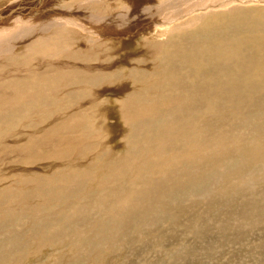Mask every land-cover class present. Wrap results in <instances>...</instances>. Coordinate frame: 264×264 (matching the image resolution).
Wrapping results in <instances>:
<instances>
[{
	"label": "bare ground",
	"instance_id": "1",
	"mask_svg": "<svg viewBox=\"0 0 264 264\" xmlns=\"http://www.w3.org/2000/svg\"><path fill=\"white\" fill-rule=\"evenodd\" d=\"M205 1L202 5L206 4L208 0ZM211 1L208 3H212V5H222L225 2V0ZM252 1L264 3V0ZM93 2H91L92 5L97 7L98 3L93 4ZM201 2H197L195 6L198 7V3ZM13 3L16 2L13 1ZM177 3L179 6L176 9L180 10L179 12L185 11L180 7V4L183 3L182 0H164L159 6L170 9L174 8L173 5ZM246 4L241 5L246 7ZM133 5L136 7L139 4ZM13 7L9 9L13 10ZM16 9L18 8L16 7ZM191 9H195V7H191ZM65 10L48 11L49 13H44L41 19L29 17L23 19L24 12H22L20 13L21 16L15 18L16 23L8 22L9 25L0 26V146L4 144L5 138L13 136L17 139L20 136L14 131L25 119L31 116L28 114L29 112L41 113L40 133L23 134L16 144L4 145L3 150L7 153V160H10L8 167L14 169L7 174H0L1 254H22L21 251L11 249V243L15 242L18 245V240L24 237L19 232L21 238L18 239L16 236L18 234L17 229H12L11 227L14 225L10 227L6 225V222L15 221L16 227L18 226L17 221L20 219L22 221L25 218L26 222H34L38 216L37 221L48 222L50 225L53 223L52 233L65 234L67 241L76 248V251H71V254L77 257L86 250V246L83 244V237L86 232L80 225L84 222L87 224V221L98 214L100 210L104 211L109 218L114 208L125 213L129 208L131 210L137 209L136 206L140 203L144 206L150 205V202L146 201L154 196L157 198L163 196L160 201L166 207L169 204L172 206L183 205L185 203L178 201L177 196L182 195L185 198L189 196L193 200L199 192L198 190L196 193L195 190L199 189L202 184L204 185L203 178L202 180H195V178L204 175L202 173L205 170H210L207 173L209 174L220 166L221 169L218 171L221 172L222 176L214 182V189L205 192V200H213L212 197L218 195L222 190L227 194L231 187H237L246 192L247 188L241 184V182L247 183L243 175L251 182L264 181V81H245L249 78H245L248 76L244 72L251 70V67H248L249 69L240 68L239 65L246 67V64L243 63L245 60H240L242 63H237L239 68L234 65L237 72L234 71L236 73H233L231 78L224 75L217 79L220 81L225 78L228 82H213L207 62V55L210 51H207L205 45L202 46L203 44L197 40L189 41L191 43H182V45L176 42L174 47L172 45L170 48H167V44L159 43L150 38H147L144 43H139L145 48L141 49L142 55L136 59L138 60L136 69L129 66V75L127 74L128 77L132 78L135 88L133 90L124 88L117 98L112 99L113 102H118L119 107V112L116 113L119 119L116 122L125 127L124 133L121 134V132V136L119 135L121 140H118L120 141L119 145L125 147L126 150L122 156L114 157L116 153L113 155L114 151L111 152L113 146L110 142V134L113 136L118 132L117 129H114V125L108 121V111L103 112L106 121H104L101 112H96L99 105L105 104V99L109 94H115L114 89H106L107 86L104 84H109L118 79L122 71L117 68L112 70L115 62L108 60L106 63L100 53L87 47L88 44L99 41V45L103 46L106 44V39L112 42L110 35L120 34L123 36V34L134 32L125 27L132 20H135V23L128 25L129 28L132 26L133 30H136L139 24L143 25L144 30L164 24L171 26L169 31L172 33L181 29L185 30L193 23L206 21L208 17L206 14L195 16L194 19L189 18L190 20L184 23L174 24L179 16L177 13L178 16L174 14L175 17L167 16L159 19L158 23L153 20V22L155 21L153 23L150 20L153 18L151 13L149 15L145 9L132 8V11L138 12L133 13L130 10L131 18H129L128 13H119L111 17L110 15H103L100 18L94 17L95 25L91 24L92 21L89 25V20H78L76 18L78 15L73 17L70 11ZM245 10L247 12L252 10V16L264 12V9L258 11V9L245 8ZM221 14L220 16H223ZM170 15L172 14L170 13ZM244 15L245 13L242 16ZM87 16L89 17V15ZM87 16L85 15V17ZM127 16L129 19L126 18ZM242 16L241 18H243ZM202 18L203 20H200ZM257 22L258 20H256ZM114 23L117 25L114 26ZM241 23L243 25V22ZM256 23L255 28L252 29L248 25H243L247 27H240L239 25V27L243 30L242 35L244 33L250 36V33H253L259 37L254 42L260 45L259 40L262 38L257 33L258 31L264 32V28ZM251 25L254 27V24ZM15 27L18 28L17 31L22 30L26 32V35L33 36L26 45L23 44L25 46L20 50L24 55L23 58H20L21 53L17 50V47L22 45L17 46V38L20 34L18 33L16 36ZM236 27L237 24L233 28L226 26L221 29L217 33L218 39L226 37L233 40V36L239 34ZM76 29H80L84 33L82 34L80 30L77 31ZM141 30L143 31V29ZM95 33L98 34L99 39L93 38ZM242 35L237 36V38ZM225 43L228 42L220 41L218 47L221 48L222 44ZM260 46H264V37L263 44ZM241 48L243 49L242 45ZM150 50H152L150 53L155 56L156 61L148 60L147 54ZM197 50L202 51L204 55L195 54L193 57L187 55V53L197 52ZM194 61L198 65L205 63L207 65L198 74H195L191 70V64ZM228 61L231 62L229 59ZM30 62L32 65L35 62L36 64L28 68L20 65ZM14 64L19 66L16 67ZM149 66L151 69H148ZM218 66L220 67V64ZM224 66L222 69L221 65V69L218 67V70L215 71H223ZM228 66L231 67L232 65L229 64ZM212 68L216 69L213 66ZM235 68L234 70H236ZM3 69L7 71L5 72ZM22 70L24 72L21 73ZM250 72L248 71V73ZM121 87L124 86L121 85ZM87 88L88 92H86ZM50 95H54L52 99ZM53 107H59V109L53 110ZM96 118H102L103 122L98 124L95 121ZM106 132H108L107 135ZM101 137H105V140ZM14 152L19 156V159H16ZM43 160L47 161L46 164L40 165ZM19 168L21 170H18ZM154 170L157 172L155 173ZM249 172L257 174L250 176ZM153 174H160V177H163L157 178ZM211 179L214 180V177ZM224 180L229 181L224 184ZM128 191L130 196L128 195V199L124 201L123 199H126L124 197L127 195L123 193H128ZM120 192L124 197L119 194ZM257 198L259 197L256 196V200ZM260 200H257L259 204ZM257 201L255 205L257 203L258 206ZM234 204L237 205L235 202ZM249 205L251 206L252 203ZM243 206L241 207L243 208ZM37 207L38 210L46 214L40 217L41 212L39 211L40 213L37 215ZM166 207L160 209L169 210L168 215L171 222L176 223L183 216L181 207L176 209ZM49 209L50 211H48ZM194 209L195 205L187 210V213L193 212V214L191 213L193 218L197 216ZM245 210L246 212L249 211V209ZM231 211L232 209L227 210L229 213ZM253 211L254 209L251 212ZM127 215L129 216V213ZM132 216L134 217L133 213ZM121 220L126 222L127 218L121 216ZM259 220L257 221L261 222L260 217ZM251 221L253 222V220ZM95 222L99 224L102 220ZM258 222L255 224L258 225ZM226 223L228 224V222ZM44 225L39 224L42 229ZM50 225H46L47 228ZM250 226L247 225V227ZM110 229L111 227H106L104 232H101L97 237V240L111 238ZM222 230L224 229L222 228ZM93 232L91 231L89 234ZM138 232L140 231L138 230ZM23 233L26 232L23 231ZM131 233L133 235V232ZM239 233L240 231L237 235ZM40 234L42 237L47 236L44 230H40ZM31 235L33 234L29 236ZM137 238L149 240L150 236L147 231L142 232L141 230ZM159 238L161 239L160 236ZM89 239L91 241L93 238L90 237ZM118 239L122 240L119 236ZM45 240L48 241L49 239L45 238ZM128 241L135 242L136 240L130 239ZM73 250L75 249L73 248ZM102 251L100 252L102 253ZM117 253L118 251L115 252V254Z\"/></svg>",
	"mask_w": 264,
	"mask_h": 264
},
{
	"label": "rangeland",
	"instance_id": "2",
	"mask_svg": "<svg viewBox=\"0 0 264 264\" xmlns=\"http://www.w3.org/2000/svg\"><path fill=\"white\" fill-rule=\"evenodd\" d=\"M13 1L16 3H13ZM13 1L12 0H2V1L0 0V5L3 6V7L0 6V26H7V25H9L8 22L16 23L15 18H17V16L18 17L21 16L20 13H22V12H24L23 13L24 16H22L23 19H25L26 17H29L32 19H41L44 16V13H49L51 10L52 11L55 10L58 12L59 10L62 11V9L63 10L66 9L65 11H70V13L73 14V15L71 14L73 17H76L78 15L76 17L78 20H83V21L89 20L88 24L91 23V21H92L91 24H94V25L96 23V22H93V21H95L94 17L100 18L103 15H110V17H111L112 15H117L119 13H128L129 14L130 10L133 13L138 12V11H132V8L145 9V11L149 15L151 13L152 14L151 17H153V18H151L150 20L152 22H153V20H156V22H157L159 19L165 18L167 16L175 17V16H173L174 14L177 16L179 14L178 19L174 22V24L184 23V22L190 20L189 18L194 19L195 16L202 15L203 13L208 16L207 17L208 20L206 19V21H203V22L193 23L191 26H189L185 30L181 29V30H179L180 32L175 31L176 33L175 32L171 33L169 31V30H171V29H169L171 26L170 25L166 26L164 24L155 25L152 27V29H145V30L143 28V25L139 24V25H137L136 30H133V27L130 26L131 28H129V25H128L130 23H132V24L135 23V20H132V22H128L125 27H126V29L128 28L129 30H132L134 32L123 34V36L120 34L110 35V37H111L110 40H112V42H109L106 39V44L103 46L99 45L100 44L99 41H96V42H93V44L87 45V47H89L90 49H95L98 53H100V55H102V59L104 61H106V63L108 62V60H113L115 62L116 66L114 65V68L112 70L117 68V69H121V71H122V73L119 74L120 77L118 79L114 80L113 82H111L109 84L108 83L104 84L105 86H107L106 89H109V90L114 89L115 94L114 95L109 94L107 99H105V104L99 105L96 109V112H98V113L101 112V115H102L104 121H106V118L103 115V112L108 111V116H109L108 121L112 125H114V129H117V132H118L117 134H115L113 136L110 134V140H111L110 142L112 143V146H113V148H112L113 150L111 152L114 151L113 155L116 153L114 155V157L122 156L126 152V150H125V147H122L119 145L120 141H118V140H121L120 136H121V134L124 133L125 127L122 125H118L120 123L116 122V120L118 121V119H119V117L116 116V113L119 112L118 111L119 107H118V102H113L112 99L117 98L118 95L121 94V92L124 88L132 89V90L135 88V85L133 84V82L131 80L132 78L127 76L128 69H129V66L135 68V66L138 65V60H136V59L139 58L140 55H142L141 49L145 48L142 46V44H139V43H141V42L144 43L147 40V38L153 39L154 41H157L159 43L167 44V48L172 47V45L174 47V43H176V42H178L180 45H182V43H184V44L185 43H191L189 41H194V40H197V42L203 44L202 46L205 45V48H207V51L208 50L210 51L207 55V58H208L207 62H208V71L210 72V77L212 78L211 80L213 82H228V80L225 78L221 79L220 81L217 79L221 78L220 76H224V75H228L231 78V75L233 73L237 72V69H236L238 67L237 63L238 62L242 63V62H240V60H245L243 63L246 64V67L239 65L240 68L242 67V68L249 69L251 67L250 68L251 70H248V71L249 72L252 71L250 73H248V71L244 72L246 74V76H248L245 78H249V80H245V81H253V80H254L253 82L264 81V46H260L261 44H263L264 32L258 31V33H257L262 38V40H259V43H260V45H259L257 42H254L259 37H257L253 33H250V36L247 34H244V33L242 35L243 30L240 28L243 25H248L251 29L255 28L256 20H258V22H257L258 24L257 23L256 24L260 25L261 28H264V12H262L260 15L255 16V14H253V16H252V13H253L252 10H251L252 13L250 12V10H248V12L246 10L244 11L245 8L246 9H256V10L258 9V11L264 9V5H263L264 3H261V2L254 3L252 0L251 1L247 0L244 2L239 1V0H229V1L225 0V2L222 5H212V3H210V4L208 3V1L212 2L211 0H208V1L206 0L207 2L205 0H203V2H201V0H198V1L182 0L183 3L180 4V7L183 8L185 11L179 12L180 10L178 11L176 9L179 6L178 3L176 5H173L174 8H170V9H167V7L161 8V6H159V4H161V1H164V0H96V1L93 0L94 2L92 0H81V1L80 0H18V1L13 0ZM88 1H90V2H88ZM204 1L206 2V4L202 5L204 3ZM11 2L13 5L11 4ZM46 2L48 3V5ZM91 2H93V4L98 3L97 7H96V5H92ZM197 2H201V3H198V7L195 6ZM250 2H253V3H250ZM6 3H7V6H6ZM26 3H27V5H26ZM245 3H247L246 7L244 5H241V4H245ZM43 4H44V6H43ZM133 4H136V5L139 4L140 6L138 5V6L134 7L135 5H133ZM145 4H146V6H145ZM13 6L14 7L16 6L18 9H16V7L14 9ZM28 6H29V8H28ZM247 6H249L250 8H248ZM11 7H13L12 8L13 10H10ZM105 7H107V8H105ZM151 7H152V9H151ZM191 7H195V9H191ZM253 7H255V8H253ZM25 9L27 10V12ZM71 9H73V11H71ZM149 9H151V10H149ZM161 9L164 11H162ZM31 10H32V12L36 11L35 12L36 14L34 12L32 13ZM154 10L155 11L157 10V12H155ZM197 11L198 12L200 11V12L198 13ZM10 12H12L11 15H10ZM16 12H17V14H14ZM29 12L32 14H30ZM221 12H222V14H221ZM246 12L248 15L246 14ZM18 13H19V15H18ZM170 13L172 15H170ZM225 13H227V14L224 15ZM244 13H245V15L242 16ZM79 14H80V16H79ZM220 14L223 16H220ZM228 14H229V16H228ZM85 15L86 16L89 15V17L88 16L85 17ZM129 15H130V17L127 16L126 17L127 19L132 17L131 14H129ZM240 15L243 18H241ZM11 16H13V17H11ZM33 16H35V17L33 18ZM239 16L241 19L238 18ZM249 16L254 17V18H249ZM246 17H248L251 20L247 19ZM218 18H220V19H218ZM252 19H254V20L252 21ZM200 20H203V18ZM215 20H217V21H215ZM219 20H220V22H219ZM247 20H249V21H247ZM193 21H196V20H193ZM241 22H243V25ZM247 22H248V24H246ZM236 24L238 27V29L236 27V31L239 34L234 35L233 40L227 39L226 37H224L225 39L224 38L218 39L217 33L221 29L225 28L226 26H228V27L230 26L231 28H233ZM249 24L250 25L254 24V27H253V25L250 26ZM116 25H117V23H114V26H116ZM239 25H240V27H239ZM257 25H256V27H257ZM243 27H247V26H243ZM15 29L17 32L16 36L18 35V33L20 34V36H18V38L16 37L17 38V46L22 45V46L17 47L18 52L21 53V56L19 54L18 55L20 56V58H23L24 55L22 54V51H20V50H22V48H24L26 43L33 36L32 35H26L25 34L26 32H23L22 30L17 31L18 30L17 27H15ZM141 29H143V31ZM76 30L79 31L80 29L79 30L76 29ZM147 31H149V32H147ZM185 31H186V33H185ZM80 32L82 34L84 33L81 30H80ZM233 32L235 34V31H233ZM239 35H242V36L237 38V36H239ZM191 36H192V38H191ZM96 37L98 38L97 33H95L93 35V38H96ZM235 38H237V39H235ZM245 38H247V39H245ZM19 39H21V40H19ZM126 41H128V42H126ZM220 41H224V42H228V43L222 44L223 46L221 48H219L218 44H220ZM249 41L252 43H250ZM124 42L127 43V45L129 47L127 45H125ZM80 43H82V42H80ZM23 44H25V45H23ZM238 44H240V46H238ZM241 45H242L243 49L241 48ZM83 46H85V45H83ZM83 46H79V47H83ZM97 47H99V48H97ZM136 49H138V50H136ZM252 49L255 51H253ZM234 51H235V54H234ZM150 52H152V50H150L147 54V56L149 58L148 60L156 61L155 56L152 55V53H150ZM195 54L204 55L203 52L200 50H197V52L192 51V52L187 53V55L189 57H193ZM226 55H229V56H226ZM230 55L232 56V58ZM245 55H246V57H245ZM223 56L225 57L226 60L224 59ZM228 59L231 62H229ZM258 60H259V62H258ZM225 61H228L229 63L227 62L228 63L227 64V63H225ZM231 63H236V64H231ZM254 63H256V64H254ZM34 64H36V62L33 63V65ZM217 64L218 65L220 64V67ZM229 64L232 66L231 67L228 66ZM260 64H262L261 67H260ZM14 65L16 67L19 66L16 64H14ZM20 65H24L26 68H28L29 66L30 67L33 66L31 62L28 64L23 63ZM205 65H207V63H205L204 65H198L196 63V61H194L193 64H191V67H192L191 70L195 74H198L201 70H203ZM221 65H222V69H223V66L225 65L224 66L225 69L223 71H215V70H218V67L221 69ZM234 65H236L235 66L236 68L234 67ZM212 66L215 67L216 69H213ZM21 67H23V66H21ZM234 68L236 70H234ZM252 68H255V69L252 70ZM148 69H151V67L149 66ZM211 70H213V71H211ZM234 71H236V72H234ZM22 72H24V70H22L21 73ZM184 72L186 73V70H184ZM254 72H256L257 74ZM18 74H20V71H18ZM187 80H189V79H187ZM121 85L124 87H121ZM88 88H92V87H88ZM88 88L86 89V92H88ZM50 96L52 99V96H54V95H50ZM108 98H110V99L108 100ZM212 106H216V105H212ZM54 109L58 110L59 107H53V110ZM66 113H61V114L65 115ZM28 114H30L31 116L29 118L25 119L21 123L19 128L14 131L17 134H20V136L23 134L40 133L41 113L35 111V112H29ZM103 119L102 118H96L95 121L98 124H101V122H103ZM29 120H31V121L28 122ZM25 123H27V124L25 126H23ZM103 133H104V131H103ZM107 134H108V132H106V135ZM117 135L118 136L120 135L119 138ZM19 137L17 139H15L13 136H9V137L5 138L4 144L2 146H0V162H1L0 174H3V173L7 174V172H10L14 169V168L8 167L10 160H7V153L3 149H4V145L16 144L18 142ZM101 139L105 140V137H101ZM21 142H23V141H21ZM14 155H15L16 159H19V156L15 152H14ZM113 159H116V158H113ZM46 162L47 161L43 160V162H41L40 165L42 163H43L42 165H44V163L46 164ZM220 167L216 168L214 171H211L209 174H207V173L210 170L209 171L205 170V172H203V173L201 172L202 174L205 175V177H202L204 175H200L199 177L195 178V180H202V178H203L204 185L202 184L199 189L195 190L196 193L198 192V190H199V192H198V196L195 197L193 200L189 196H187V198H185V196L183 197L182 195L179 197L177 196L178 201L185 203L183 205L177 204L175 206L174 205L172 206L171 204H169V206L166 207L160 201L163 198V196L160 198H157L154 196V197H151L148 201H146V202H150V205L144 206V205H141L142 203H140L138 206H136L137 209L135 208V209L131 210L129 208V210L125 211V213L120 212L117 208H114L112 211V214L109 218H108V216H106V213L104 211L100 210L98 212V214L91 217V219L89 221H87L88 223L86 222L87 224H85V222H84V223H81V225H80V227L86 232L85 236L83 237V244L86 246V250L77 257H75L71 254V251H76V248L74 245H72L71 243H69L67 241L65 234H63V233H52L53 226H54L53 223H51L52 225H50V223H48V222L43 223L39 220H38L39 221L38 222L36 220L38 218V216H36L37 218L34 219V222H37L36 224L33 221L32 222H26L25 218H23L22 221L19 218L20 220L18 219L19 220V221H17L18 226H16V227H15V225H16L15 221H10V223L6 222V225H8L10 227H11V225L12 226L14 225L13 227H11L12 229H17L16 231L18 232V234H16V236L18 239L21 238L20 235H22L24 237V238H21V240L20 239L18 240V245L15 242L11 243L12 244L11 249L21 251L22 254H20V255H4V254H1L2 246H0V264H11V263L12 264H86V263L87 264H95V263L96 264H106V263L107 264H112V263L113 264H264V222H262V221H264V200H262L264 198V181L256 180L255 182H251V180H248L243 175V177L247 180V183L241 182V184L247 188L246 192H243L240 188L231 187L230 192H228L227 194L225 193L224 190H222L218 195L212 197V198H214L213 200H205V196H204L205 192L207 190L214 189L215 188L214 182L218 178H221V176H222L221 172L219 173V171L221 169ZM256 167H257V165H256ZM18 170H21V168H19ZM51 170H52V168H51ZM156 172L157 171H155V173ZM249 173H250L249 174L250 176L257 174V173H251V172H249ZM154 176L157 178L163 177V176L160 177V174L159 175L155 174ZM213 177H214V180L211 179ZM208 178H210V179H208ZM207 180H209V181L211 180V182H209ZM224 181H223L224 184L225 183L227 184V182L229 180H224ZM127 185H128V183H127ZM211 186H212V188H211ZM260 190H262V191L260 192ZM121 193L122 192H120L119 194H121ZM123 194L127 195V197L126 196L124 197ZM123 194H121V195L124 198H126L123 200L126 201L128 199V195L130 196L129 191H128V193L125 192ZM202 196H204V197H202ZM256 196L259 197V198H257L258 201H259V199H261L260 204L256 200ZM260 197H262V198H260ZM173 200H174V197H173ZM256 201L258 202V206H257V203L255 205ZM234 202L237 205H235ZM191 203L193 205H195L194 210H195L196 215H197V216H195V218H193L191 215V213L193 214V212L187 213V210L193 206V205L191 206ZM250 203H252L251 206L249 205ZM241 206H243V208ZM248 206H250V207H248ZM161 207H166V208H170V209H176V208L181 207L183 209V216H181L176 221V223L171 222V219H169V215H168L169 210L160 209ZM254 207H257V208L255 209ZM244 208L249 209V211L247 210V212H246V210ZM228 209H232V211L229 213V212H227ZM253 209H254V211L251 212ZM130 210H131V212L132 211L135 212V213L132 212L134 217L133 216L131 217L132 213L130 212ZM39 211L41 212V210H38V207H37V213H36L37 215H38V213H40ZM48 211H50V209ZM128 213H129L130 217L127 215ZM227 213H228V215H227ZM40 214H41L40 217H42L46 213L41 212ZM158 215H159V217H156ZM257 215L261 218L262 223L258 222L260 220H259V217ZM121 216L127 218V221L122 222ZM96 220H102V222L97 224L95 222ZM251 220H253V222ZM226 222H228V224ZM256 222H258V225L255 224ZM95 223L97 226L95 225ZM151 223H153V224H151ZM39 224H41L42 226L44 224L50 225V227L48 226V228H47V226L44 225V227L42 229L41 228L42 226H39ZM226 224L231 225V226H235V227H233V228L230 226L227 227ZM241 224H242V226H240ZM31 225H33L34 227ZM131 225H132V227H131ZM247 225L248 226L251 225V226L247 227ZM20 226H22V227H20ZM37 226H38V228H36ZM90 226H93L94 228L90 227ZM236 226H238V227H236ZM106 227H111L110 232H109L111 234V238L102 239V240L98 241L97 237L100 235L101 232H104L103 230ZM221 227L224 230H222ZM262 227H263V229H262ZM38 229L44 230L46 232L47 236L42 237V235L40 234V230L36 231ZM99 229H100V231H99ZM134 229H136V230H134ZM131 230H134V231H131ZM138 230L140 232H141V230H142V232L147 231L149 233V236H150L149 240H145L144 238H137V236L140 234V232H138ZM23 231H25L26 233H23ZM29 231H30V233L28 234ZM91 231H94V232L89 234V232H91ZM239 231H240V233H239V235H237ZM241 231H243V233H241ZM19 232L22 234L19 235ZM131 232H133V235H136V236L134 237L133 235H131L132 234ZM171 233H173V234H171ZM248 233H250V234H248ZM30 234H33V235L29 236ZM88 235L91 237V239L93 238L92 239L93 241L92 240L90 241V239H89L90 237ZM118 236H119V238H122V240L118 239ZM159 236L161 237V239L159 238ZM13 237H14V233H13ZM45 238H48L49 240L47 241V240H45ZM124 238L126 239V241ZM127 239L128 240L135 239L136 241L135 242L134 241L129 242ZM119 240H120V242H119ZM253 247H255L256 249ZM73 248L75 250H73ZM99 248H101V249L99 250ZM102 249H103V251H102ZM100 251H102V253ZM114 251L115 252L118 251V253L115 254Z\"/></svg>",
	"mask_w": 264,
	"mask_h": 264
}]
</instances>
